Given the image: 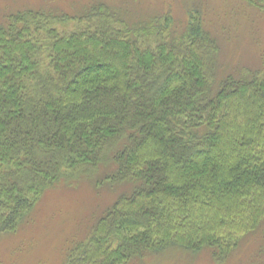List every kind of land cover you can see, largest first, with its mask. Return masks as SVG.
I'll use <instances>...</instances> for the list:
<instances>
[{
    "label": "trees",
    "instance_id": "16d2710c",
    "mask_svg": "<svg viewBox=\"0 0 264 264\" xmlns=\"http://www.w3.org/2000/svg\"><path fill=\"white\" fill-rule=\"evenodd\" d=\"M113 2L0 21V238L49 190L94 180L117 197L62 264L173 250L225 264L264 224V70L219 79L200 4L178 25Z\"/></svg>",
    "mask_w": 264,
    "mask_h": 264
},
{
    "label": "rangeland",
    "instance_id": "374dc122",
    "mask_svg": "<svg viewBox=\"0 0 264 264\" xmlns=\"http://www.w3.org/2000/svg\"><path fill=\"white\" fill-rule=\"evenodd\" d=\"M97 0H0V21L23 9H48L70 15ZM104 1V0H102ZM118 2V3H117ZM124 5L132 21L170 12L178 25L188 21L187 11L200 4L206 27L220 35L219 79L246 68L264 70V15L239 0H114ZM116 194L108 184L81 180L49 190L31 218L15 235L0 238V264H62L68 250L90 234L97 219L110 207ZM264 224L246 235L225 264H260ZM169 251L148 254L130 264H218L209 250L193 255Z\"/></svg>",
    "mask_w": 264,
    "mask_h": 264
}]
</instances>
